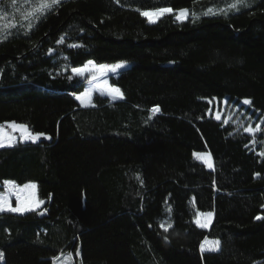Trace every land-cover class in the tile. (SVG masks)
<instances>
[{"label":"trees","instance_id":"16d2710c","mask_svg":"<svg viewBox=\"0 0 264 264\" xmlns=\"http://www.w3.org/2000/svg\"><path fill=\"white\" fill-rule=\"evenodd\" d=\"M39 3L0 0V124L44 134L0 148V186L43 201L0 213V264H264V121L254 146L210 105L264 119V0H59L25 19ZM156 7L196 18L139 14ZM89 60L131 64L108 77L122 99L77 104L71 70Z\"/></svg>","mask_w":264,"mask_h":264},{"label":"snow or ice","instance_id":"6c2138e0","mask_svg":"<svg viewBox=\"0 0 264 264\" xmlns=\"http://www.w3.org/2000/svg\"><path fill=\"white\" fill-rule=\"evenodd\" d=\"M17 3V0H11V4L15 5ZM59 0H40V3L38 6H34L32 11L28 12L27 15L25 16V19H28L29 17L32 18H39L36 16L37 13L43 15L47 10H50L54 5L58 4ZM244 0H237V3L230 5V9H236L237 7L243 5ZM140 14L142 16H145L148 18L150 22H155L158 20L160 17H162L165 14H175L176 19L182 20V19H187L189 15H191L193 18H196V14L194 12H191L190 9L187 8H181V9H175L172 7H156V8H151V9H146V10H139ZM208 14H214L212 9H209L205 15ZM63 39V38H62ZM62 42L58 41V43ZM51 51V50H50ZM124 65L123 63H118L115 65H96L94 61H87L84 66L82 67H74L72 68V73L74 76H83L85 72L91 71L93 73L99 71L101 75H106L108 72L115 73L118 69L122 68ZM72 77H69L71 79ZM92 81H96L97 83L93 85V88H98L101 92V94L107 93L108 95L112 96L113 99H116L117 97L123 98V94L121 93L120 89L117 87H112L107 85L105 82L103 85L99 83V77L93 75L91 77L90 83ZM93 88L86 89L83 93L80 95L76 96V99L81 101L82 104L85 103V99L88 100V102H91V95H92V90ZM244 104H250L251 101L248 99H245L243 101ZM151 111L157 112L159 111L158 107H154ZM220 117L217 116V119ZM227 122V120H225ZM5 127L11 128L14 132L19 131L20 132V139L21 140H32L35 142L38 140L43 133L39 132H33L27 125L25 124H18L15 121L13 122H5V124H0V147H3L5 143L8 144V146H11L12 143L15 141V137L12 135H8L5 133ZM245 132L249 133L251 136L255 137V134L258 132L262 131V125L257 124L255 127H253L251 124L248 126L244 127L243 129ZM255 139H253L252 143H255ZM195 156H203L204 154H196L194 153ZM261 156H264V152L260 153ZM204 163L207 165V167L212 168L214 165L212 163V158L211 154H207L206 158L204 159ZM4 185L7 187L8 192L7 194H0V212L2 211H9L13 213H24L27 211H34L39 204L43 203V201H37L34 199V190L36 188L35 184L32 183H27L24 184L23 187H20L16 185L14 181L10 180H5ZM33 190V199L31 203H27L23 198L22 195L26 190ZM15 194L16 195V207H12L11 204L8 201L7 196ZM171 211V209H169ZM198 216H204L207 219L205 222L201 223L200 220H197L196 223L198 226L204 228L208 226V223L211 220L212 213H198ZM164 227V225H161ZM170 227V225H169ZM167 228H165V231ZM206 242H207V238ZM219 247V241H213L211 244H209V250H215ZM205 248V243L201 244V250H204ZM71 255V254H69ZM76 255H80L79 249L76 250ZM58 259V257L53 258Z\"/></svg>","mask_w":264,"mask_h":264},{"label":"rangeland","instance_id":"374dc122","mask_svg":"<svg viewBox=\"0 0 264 264\" xmlns=\"http://www.w3.org/2000/svg\"><path fill=\"white\" fill-rule=\"evenodd\" d=\"M139 14H140V12H139ZM166 15H171V14H165V15H163L162 17H164V16H166ZM174 16H175V14H173ZM140 16L143 18V19H145L148 23H150V24H153V23H155V22H150L149 20H148V18H146L145 16H142L141 14H140ZM162 17H160V18H162ZM159 18V19H160ZM175 18H176V16H175ZM178 20V19H177ZM185 19H182V20H178V21H184ZM118 63H123V67L122 68H120V69H118L115 73H112V72H108L106 75H101V73L99 72V71H97V72H95V73H93V72H91V71H88V72H85L84 73V75L83 76H76L77 78H79V81H80V83L82 84V90L80 91V92H78V93H75V94H73V98H74V100L77 102V104L82 108V109H84V108H87V107H89L90 105H91V103H92V99H93V97H94V95H99V96H101V97H104V98H106L107 100H109V102H114V101H118V100H120L121 98H119V97H117L116 99H113L112 98V96H110V95H108L107 93H105V94H101V92H100V90L98 89V88H93V85H95L97 82L96 81H92L91 83H90V80H91V77L93 76V75H95V76H97V77H99V83L101 84V85H103L105 82L107 83V85H109V86H111L110 84H109V82H108V77L109 76H116L119 72H121V71H123V70H125V69H128L129 67H130V63H128V62H117V63H114V64H96V65H115V64H118ZM85 65V64H84ZM83 65V66H84ZM71 72H72V70H71ZM73 74V73H72ZM113 87V86H112ZM89 88H93V90H92V95H91V102L89 103L88 102V100L87 99H85V103L84 104H82L81 103V101H79V100H77L76 99V96H78V95H80L81 93H83L86 89H89ZM226 103H225V101H222V102H220V103H217V102H214V103H210V105H211V108H212V117H213V119H215L216 121H220V120H223L224 121V123H225V120H227V122H229V121H232V122H234L238 127H240V128H243V124L244 123H246L247 125L246 126H248L249 124H251L252 123V119H248V117H247V114L246 115H244V116H242V114H241V111L240 112H238L237 114H236V109L235 108H233V109H231L229 106H226L225 105ZM241 104V106H243V108H247L248 107V105L247 104H244L243 102H241L240 103ZM217 116H219L220 118L219 119H217ZM264 121V119L262 118V119H259L258 121H257V123H256V125L257 124H261V122H263ZM255 125V126H256ZM245 126V127H246ZM5 133L6 134H8V135H12V136H14L16 139H15V141L12 143V145L11 146H13V145H15V144H17V143H34L32 140H21L20 139V132L19 131H13L11 128H8V127H5ZM247 133V132H246ZM249 134V133H248ZM250 135V134H249ZM258 135H259V132L258 133H256L255 134V137H253L252 136V138L253 139H255V143H254V146L260 141V139L258 138ZM43 137L41 136L38 140H36L35 142H37V141H39L40 139H42ZM11 146H8V144L7 143H5V145L3 146V147H0V148H7V147H11ZM206 156H207V154H204L203 156H195L194 155V158H195V160L196 161H198V162H200V163H202L207 169H209V167H207V165L204 163V159L206 158ZM27 184V183H26ZM32 184H35V183H32ZM17 185V184H16ZM24 185V184H23ZM23 185H18V186H20V187H23ZM36 185V184H35ZM7 192H8V189H7V187L4 185V183L0 186V194H7ZM7 198H8V201H9V203L11 204V206L12 207H16V195L15 194H11V195H8L7 196ZM22 198L27 202V203H31L32 202V199H33V190H31V189H29V190H26L24 193H23V195H22ZM34 199L35 200H37V201H40L39 199H38V197H37V186H36V188H35V190H34ZM42 206V203L41 204H39V206L35 209V210H38L40 207ZM34 210V211H35ZM28 212H31V211H27V212H24V213H13V212H9V211H2V212H0V213H13V214H16V215H22V214H25V213H28ZM198 213L199 212H195V220H194V222H195V224H196V226H198V224L196 223V221L197 220H200V222L201 223H203V222H205V220L207 219L206 217H204V216H198ZM211 220H212V217H211ZM211 220H210V222L208 223V226L207 227H204V228H202V227H200V226H198L200 229H207L208 227H209V225H210V223H211ZM213 241H216V240H207V242L205 241L204 243H205V248H204V250H202V251H210V252H216L217 250H218V248L217 249H215V250H209V244H211V242H213Z\"/></svg>","mask_w":264,"mask_h":264},{"label":"crops","instance_id":"0c3cea01","mask_svg":"<svg viewBox=\"0 0 264 264\" xmlns=\"http://www.w3.org/2000/svg\"><path fill=\"white\" fill-rule=\"evenodd\" d=\"M4 253V252H3ZM5 255V254H4ZM57 255H52V256H48L47 257V261L49 262V264H52V261L54 260L53 258L56 257ZM5 259V256H4Z\"/></svg>","mask_w":264,"mask_h":264}]
</instances>
